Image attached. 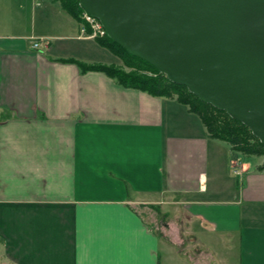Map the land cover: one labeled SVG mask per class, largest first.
Here are the masks:
<instances>
[{
	"label": "crops",
	"instance_id": "1",
	"mask_svg": "<svg viewBox=\"0 0 264 264\" xmlns=\"http://www.w3.org/2000/svg\"><path fill=\"white\" fill-rule=\"evenodd\" d=\"M82 28L54 0H0L9 264H264L262 162L240 161L241 189L211 188L215 140L200 117L83 72L114 62Z\"/></svg>",
	"mask_w": 264,
	"mask_h": 264
},
{
	"label": "water",
	"instance_id": "2",
	"mask_svg": "<svg viewBox=\"0 0 264 264\" xmlns=\"http://www.w3.org/2000/svg\"><path fill=\"white\" fill-rule=\"evenodd\" d=\"M108 37L264 145V0H79Z\"/></svg>",
	"mask_w": 264,
	"mask_h": 264
},
{
	"label": "trees",
	"instance_id": "3",
	"mask_svg": "<svg viewBox=\"0 0 264 264\" xmlns=\"http://www.w3.org/2000/svg\"><path fill=\"white\" fill-rule=\"evenodd\" d=\"M54 1L59 3L62 9L74 19L83 22L84 11L80 8L79 0ZM96 41L120 59L126 69L115 65L88 66L79 63L83 72H103L125 88L139 90L154 97L176 99L200 117L211 139L226 143L229 149L239 156L251 159L250 161L254 159V164H251L253 166L256 165L255 163L262 162L258 169L264 171V145L247 126L232 119L227 112L204 103L186 87L170 82L166 75L160 73L149 63L130 55L108 35ZM127 69L130 71H126Z\"/></svg>",
	"mask_w": 264,
	"mask_h": 264
},
{
	"label": "rangeland",
	"instance_id": "4",
	"mask_svg": "<svg viewBox=\"0 0 264 264\" xmlns=\"http://www.w3.org/2000/svg\"><path fill=\"white\" fill-rule=\"evenodd\" d=\"M4 14L2 13V19ZM91 29V28H90ZM89 29V30H90ZM88 30V32H89ZM92 30V29H91ZM90 30V31H91ZM97 42V41H96ZM98 46V53L96 54L98 57L104 58L106 56L113 57V64L117 67L126 69L123 66V62L120 59H117V57L108 49L102 47L97 42ZM104 56V57H103ZM126 71H130L127 69ZM214 146L211 148V157H210V167H209V174H210V187L213 188L221 182L222 186L224 185L225 181L226 184H232L237 185L238 188L241 189V184L243 182V177L239 176L235 173V170H237L236 166H234V163L242 162L246 165L254 164V159L250 161L251 159H246L242 156H239L238 154L233 153L228 147V145L222 141H214ZM222 146L224 148H222ZM226 149V150H225ZM231 185V186H232ZM235 195L238 196V192H234ZM257 222H262L261 219L257 220ZM0 264H9L8 260L5 257L4 249L3 247H0Z\"/></svg>",
	"mask_w": 264,
	"mask_h": 264
},
{
	"label": "built area",
	"instance_id": "5",
	"mask_svg": "<svg viewBox=\"0 0 264 264\" xmlns=\"http://www.w3.org/2000/svg\"><path fill=\"white\" fill-rule=\"evenodd\" d=\"M83 19L85 21V25H83V29L82 32L91 39H97V38H104L106 36V32L103 29L102 25L99 23V21H97L96 19H94L93 17L89 16L88 14H84L83 15ZM91 30V32H88V28ZM40 44L36 43L35 44V48H39ZM236 169L235 173L239 174V172L241 171L242 167L241 164H236Z\"/></svg>",
	"mask_w": 264,
	"mask_h": 264
}]
</instances>
